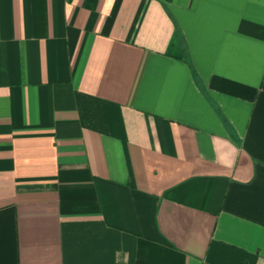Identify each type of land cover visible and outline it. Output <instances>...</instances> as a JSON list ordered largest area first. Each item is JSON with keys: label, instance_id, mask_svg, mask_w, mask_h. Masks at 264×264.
<instances>
[{"label": "crops", "instance_id": "obj_1", "mask_svg": "<svg viewBox=\"0 0 264 264\" xmlns=\"http://www.w3.org/2000/svg\"><path fill=\"white\" fill-rule=\"evenodd\" d=\"M0 264H264V0H0Z\"/></svg>", "mask_w": 264, "mask_h": 264}]
</instances>
